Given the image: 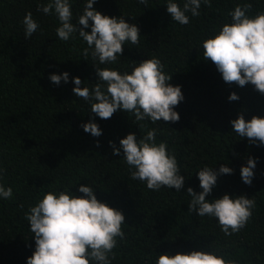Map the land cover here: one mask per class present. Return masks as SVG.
Masks as SVG:
<instances>
[{"label":"trees","instance_id":"obj_1","mask_svg":"<svg viewBox=\"0 0 264 264\" xmlns=\"http://www.w3.org/2000/svg\"><path fill=\"white\" fill-rule=\"evenodd\" d=\"M49 0H0V183L11 187L10 199L0 197V264H27L35 251V238L26 219L48 191L66 188L73 195L80 185H89L101 202L123 212L124 238L109 254L111 264H156L163 252L203 250L214 252L239 264H264V145L250 142L233 131L231 121L243 113L246 120L264 116V94L251 83L241 87L225 83L222 74L203 57V41L214 36L229 13L239 4L252 5L247 13L264 12V0H211L201 3L200 15L181 25L167 12L168 0H95L93 8L104 15L121 17L139 28L138 44L130 41L116 63L101 65L94 59L78 31L68 41L56 34L60 21L38 10ZM183 8L184 0H176ZM87 0H70L72 23L77 27ZM31 12L38 23L36 32L25 37L23 18ZM91 20L85 31H91ZM153 56L164 64L172 85H179L184 99L174 108L178 122L150 118L136 121L123 110L110 119L91 111V103L76 97L74 77L90 91L98 80L96 67L131 73ZM68 72L67 82H51L50 75ZM236 92L238 100L230 101ZM90 120L98 124V137L84 131ZM156 129V143L166 142L174 154L184 187L162 186L153 191L146 181L133 180L120 146L121 138L135 133L137 140ZM113 142L120 148L113 155ZM97 142H99L97 144ZM256 159L252 184L241 178V166ZM222 164L233 169L219 174L208 200L229 195H246L255 200L252 217L239 232L226 236L215 217H200L188 211L191 196L187 188L202 191L198 171L205 166L219 170ZM114 255V258H113Z\"/></svg>","mask_w":264,"mask_h":264},{"label":"clouds","instance_id":"obj_2","mask_svg":"<svg viewBox=\"0 0 264 264\" xmlns=\"http://www.w3.org/2000/svg\"><path fill=\"white\" fill-rule=\"evenodd\" d=\"M147 6V0H138ZM211 7V0H184L183 8L176 0H168L167 12L172 20L181 25L189 23L190 12L193 17L200 15L201 3ZM95 0H87L83 13L78 17L77 27L72 23L70 0H49L38 10L50 14L53 9L59 19L56 29L58 38L68 41L78 31L88 47L83 55L98 58L99 64L116 63L118 55L123 54L126 42L139 43L140 32L135 24H129L123 16L117 18L102 14L93 8ZM252 5H237L229 15L231 23H225L214 35L203 41L205 61L215 64L225 83H236L243 87L251 83L255 90L264 94V12L254 16L247 13ZM91 31L84 29L89 27ZM25 37L30 38L38 28V23L28 12L23 18ZM164 64L155 56L140 62L131 73L121 74L118 70L96 67L98 80L92 90L82 87L80 77H74L73 92L76 97L91 103V111L101 119H110L118 110L134 114L136 121L146 117L153 123L160 121L178 122L180 115L174 108L184 99L181 87L169 83L171 75L163 71ZM68 72L51 74V82L59 85L67 82ZM228 99H239L236 92ZM233 131L250 142L264 145V116L254 115L250 120L243 113L231 121ZM84 131L100 136L102 130L90 120L83 125ZM156 129H150L137 140L135 133L121 138L125 162L135 170L130 173L133 180L146 181L148 189L156 191L162 186L179 191L184 187L185 177L174 154L167 151L166 142L156 143ZM99 142H97L98 144ZM113 155H119L120 148L113 142ZM256 159L249 157L247 164L241 166L242 181L252 184ZM233 169L222 164L217 171L205 166L198 171L202 191L196 193L188 187L191 196L188 211L200 217L209 216L218 219L223 233L228 236L239 232L252 217L255 200L246 195L225 193L214 200L206 199L217 183L219 174H231ZM3 169H0V175ZM78 191L84 195H73L68 188L62 191H48L34 206L30 207L26 219L35 238V251L27 258V264H111L109 254L117 246V237L124 238L122 224L125 217L122 211L101 202L89 185H80ZM11 187L0 183V197L10 199ZM114 258V255H113ZM156 264H239L238 260L225 259L214 252L192 250L170 255L163 252Z\"/></svg>","mask_w":264,"mask_h":264}]
</instances>
